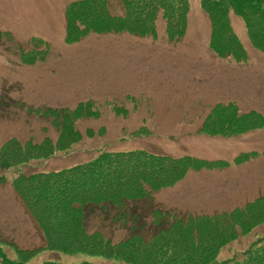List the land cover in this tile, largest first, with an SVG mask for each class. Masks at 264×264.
I'll use <instances>...</instances> for the list:
<instances>
[{
  "label": "rangeland",
  "instance_id": "rangeland-1",
  "mask_svg": "<svg viewBox=\"0 0 264 264\" xmlns=\"http://www.w3.org/2000/svg\"><path fill=\"white\" fill-rule=\"evenodd\" d=\"M71 0H0V145L10 138L56 141L61 129L55 109L90 103L95 116L74 120L82 139L49 156L31 158L0 178L1 237L18 248L43 244L38 224L17 197L12 179L18 172H42L89 160L101 150L145 149L229 162L223 169L188 171L152 203L178 214H210L264 193V127L230 138L197 133L202 117L216 103L235 104L239 113L264 117V51L253 48L241 19L229 13L230 26L246 52L244 61L214 54L207 45L209 21L200 0H188L186 28L169 42L157 16L155 37L130 33H92L64 42L65 8ZM112 14H123L119 0H108ZM5 102L6 104H4ZM115 108L119 110L116 111ZM145 126L149 133L139 132ZM92 129V136L86 133ZM250 151L237 165L232 157ZM145 208L150 205L144 204ZM95 208L86 216L90 231L117 241L129 230ZM148 220V218L146 219ZM264 231L239 236L231 249L244 248ZM0 251L15 261L13 248ZM28 264H127L88 253L64 254L42 249ZM0 264H3L0 260Z\"/></svg>",
  "mask_w": 264,
  "mask_h": 264
},
{
  "label": "trees",
  "instance_id": "trees-1",
  "mask_svg": "<svg viewBox=\"0 0 264 264\" xmlns=\"http://www.w3.org/2000/svg\"><path fill=\"white\" fill-rule=\"evenodd\" d=\"M108 0H71L65 8L64 42H78L89 34L130 33L156 38L155 20L164 21L167 41L184 34L188 0H119L123 14H112ZM210 31L208 48L219 57L244 61L246 52L229 23V13L238 16L250 45L264 51V0H200ZM0 99L1 96H0ZM6 104L5 102H3ZM116 111L119 110L115 108ZM118 112V111H117ZM61 129L56 141L40 143L10 138L0 145V178L8 169L31 158L49 156L82 139L73 122L95 116L90 103L74 109H55ZM264 127V117L254 110L239 113L235 104L216 103L202 117L197 133L230 138ZM139 132L149 133L145 126ZM90 136L92 129H87ZM254 153L232 157L240 165ZM229 162L192 155L172 156L145 149L101 150L93 158L50 171L18 172L12 186L43 236V244L18 248L4 240L19 255L15 261L0 251L3 264H28L42 249L64 254L88 253L127 264H264V231L238 250L231 249L239 236L254 234L264 224V193L240 205L210 214H178L153 204L155 194L172 187L188 171L223 169ZM149 204L145 208L144 204ZM95 208L111 222L129 230L117 241L97 230L90 231L86 216ZM148 218V220H146Z\"/></svg>",
  "mask_w": 264,
  "mask_h": 264
}]
</instances>
